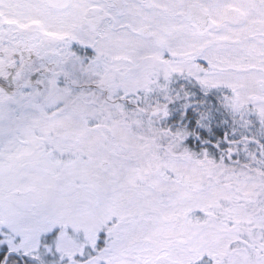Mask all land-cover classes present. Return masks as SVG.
Here are the masks:
<instances>
[{
    "label": "snow or ice",
    "instance_id": "1",
    "mask_svg": "<svg viewBox=\"0 0 264 264\" xmlns=\"http://www.w3.org/2000/svg\"><path fill=\"white\" fill-rule=\"evenodd\" d=\"M0 264H264V0H0Z\"/></svg>",
    "mask_w": 264,
    "mask_h": 264
}]
</instances>
